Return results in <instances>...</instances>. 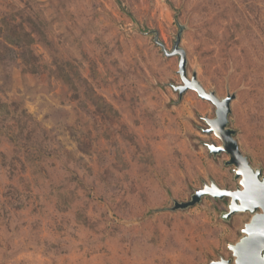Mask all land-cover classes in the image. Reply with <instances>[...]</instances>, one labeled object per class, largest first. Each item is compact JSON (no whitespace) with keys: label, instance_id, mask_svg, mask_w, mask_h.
I'll list each match as a JSON object with an SVG mask.
<instances>
[{"label":"rangeland","instance_id":"rangeland-1","mask_svg":"<svg viewBox=\"0 0 264 264\" xmlns=\"http://www.w3.org/2000/svg\"><path fill=\"white\" fill-rule=\"evenodd\" d=\"M179 34L188 75L235 95L229 127L264 175V0H0V264H235L250 213L174 208L241 187L208 148L215 104L174 88L156 38Z\"/></svg>","mask_w":264,"mask_h":264},{"label":"water","instance_id":"water-1","mask_svg":"<svg viewBox=\"0 0 264 264\" xmlns=\"http://www.w3.org/2000/svg\"><path fill=\"white\" fill-rule=\"evenodd\" d=\"M168 55H179V74L182 84L174 86L180 95L188 89H194L198 95L210 100L216 106L214 118L205 117L209 124L206 130L214 133L220 140L221 145L215 142L209 143L211 154L217 155L221 152L229 154L227 165L234 166L235 178L239 180L241 187L236 189L222 188L215 181L210 184L204 183L201 189L195 191L191 199L184 202H176L174 208H188L201 202L206 195L214 199L229 198V209L221 214L222 218L229 220L234 214L248 212L252 215L249 222L242 229V236L236 243H229V249L234 250L235 264H264V175L260 168L251 165L248 158L241 152L237 140L234 138L235 130L229 127V115L231 113V102L235 95H228L220 99L215 92L207 91L197 78V74L188 75L187 59L184 49L179 47L180 34L175 42L174 49L169 52L165 45L156 38ZM213 264H233L231 259L222 257Z\"/></svg>","mask_w":264,"mask_h":264},{"label":"trees","instance_id":"trees-1","mask_svg":"<svg viewBox=\"0 0 264 264\" xmlns=\"http://www.w3.org/2000/svg\"><path fill=\"white\" fill-rule=\"evenodd\" d=\"M26 35H28L30 37V40H29L28 43H26L24 45H20L19 42H13V43H15V45L21 47V49H25L27 51L24 55L31 54L32 56L34 55L33 57L35 58V54H33L32 50L30 48L31 45H32V42H33V38L31 37L32 35H31V33H27V32H26ZM38 69H39V65L34 62L33 71L37 72ZM97 97H98L97 99L99 100V102H96V101L93 100V104L96 105V108L98 109L99 112L103 113V115L106 113L105 111L100 110V106L104 105L107 110H111V111H114V112L117 113V111L113 108V106L111 104L105 102L101 96L100 97L97 96ZM0 106H2V105H0Z\"/></svg>","mask_w":264,"mask_h":264},{"label":"bare ground","instance_id":"bare-ground-1","mask_svg":"<svg viewBox=\"0 0 264 264\" xmlns=\"http://www.w3.org/2000/svg\"><path fill=\"white\" fill-rule=\"evenodd\" d=\"M192 90H194V89H192ZM194 91H196V90H194ZM197 92V91H196ZM233 253H234V250H232V249H230Z\"/></svg>","mask_w":264,"mask_h":264}]
</instances>
